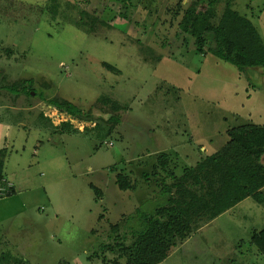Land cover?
<instances>
[{"label": "rangeland", "instance_id": "obj_1", "mask_svg": "<svg viewBox=\"0 0 264 264\" xmlns=\"http://www.w3.org/2000/svg\"><path fill=\"white\" fill-rule=\"evenodd\" d=\"M84 1L0 0V150L14 187L0 197V255L7 248L9 263L16 256L27 264H125L118 249L100 251L110 227L144 229V218L166 203L159 191L170 173L216 152L228 129L264 125V69L240 74L195 53L179 34L181 14L172 16L190 0ZM231 8L264 43V0H232ZM81 11L109 27H77ZM53 97L87 119L58 113L48 105ZM68 121L74 128L62 134L50 125ZM159 154L169 159L166 170L153 167ZM116 173L133 190L120 191ZM262 228L264 207L246 198L201 224L160 264H264L250 242Z\"/></svg>", "mask_w": 264, "mask_h": 264}, {"label": "trees", "instance_id": "obj_2", "mask_svg": "<svg viewBox=\"0 0 264 264\" xmlns=\"http://www.w3.org/2000/svg\"><path fill=\"white\" fill-rule=\"evenodd\" d=\"M84 2L88 3L87 0ZM231 2L190 0L184 6L179 1L172 14L174 17L181 14L179 34L192 39L195 53L211 54L234 66L240 74L247 69H264V43L252 22L234 11ZM81 13L80 19L75 22L77 27L88 25L91 29L96 22L109 27L107 21L89 16L86 11ZM125 17L123 14L122 18ZM102 66L111 73H119L110 64L102 63ZM99 101L109 104L115 113L120 109L116 102H109V99L100 98ZM48 105L70 118L87 119L79 107L60 97L51 98ZM41 116L45 117L42 113ZM111 116L110 123L114 118ZM117 123L114 120L111 124ZM50 125L61 134L74 128L70 121ZM226 135L227 141L216 152L200 159L194 166L183 168L179 176L169 174L171 182L164 183L159 191L166 197V203L144 218V229L125 233L120 224L112 225L106 245H102L100 251L118 249L117 259L124 258L125 264H160L201 224L211 222L246 198L264 207V125L246 122L228 129ZM5 155L6 151L0 150V187L6 184L2 171ZM157 166L166 170L169 166L167 156L159 154L154 169ZM114 179L120 191L133 190V184L123 173H116ZM89 187L97 198L102 197L101 190L92 185ZM13 193L11 186L5 196ZM250 242L264 257V228L254 231ZM9 257H12L9 252L1 253L0 264H27L23 259L14 257V262L9 263ZM112 262L118 264V261Z\"/></svg>", "mask_w": 264, "mask_h": 264}, {"label": "built area", "instance_id": "obj_3", "mask_svg": "<svg viewBox=\"0 0 264 264\" xmlns=\"http://www.w3.org/2000/svg\"><path fill=\"white\" fill-rule=\"evenodd\" d=\"M112 144L110 143L109 146ZM11 185H8L7 182L4 186L0 187V196H5L6 190L9 189Z\"/></svg>", "mask_w": 264, "mask_h": 264}, {"label": "crops", "instance_id": "obj_4", "mask_svg": "<svg viewBox=\"0 0 264 264\" xmlns=\"http://www.w3.org/2000/svg\"><path fill=\"white\" fill-rule=\"evenodd\" d=\"M4 178H5V177H4ZM13 189H14V187H13ZM102 197H103V193H102ZM102 197H101V198H102ZM99 218H100V216H99ZM92 232H93V231H91V233H92ZM4 249H5V252H6V251H7V250H6L7 248H4ZM1 251H3V250H1ZM1 253H4V252H1ZM93 253H94V252H93ZM93 253H92V254H93ZM32 255H33L35 258H40V255H39L38 252H36L35 254L33 253ZM92 256H93V255H89L88 258L90 259ZM14 258H17V257L14 256ZM21 259H22V258H21ZM23 260H24V259H23ZM24 261H25V260H24Z\"/></svg>", "mask_w": 264, "mask_h": 264}]
</instances>
